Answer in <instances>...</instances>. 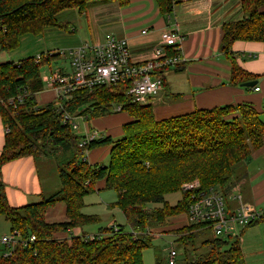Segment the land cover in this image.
Here are the masks:
<instances>
[{"label":"trees","instance_id":"1","mask_svg":"<svg viewBox=\"0 0 264 264\" xmlns=\"http://www.w3.org/2000/svg\"><path fill=\"white\" fill-rule=\"evenodd\" d=\"M154 2L161 16L169 17L178 0ZM109 3L126 8L131 0H0V50L13 52L23 37H37L45 29L58 26L57 17L65 10L85 14L89 7ZM241 8L244 18L223 26L220 45L231 63L230 84L236 87L259 77L238 65L233 45L238 41L264 43V0H241ZM167 53L168 57H178L179 49ZM36 58L0 64V118L6 129L0 154V216L10 225L15 242L4 245L9 251L0 253V264H144L143 254L156 239L148 235L151 228L164 227L170 218L187 214L192 194L213 189L230 197L247 175L239 172V166L264 145V121L251 104L196 110L157 120L151 105L133 102L128 78L116 85L79 88L69 97L40 105L37 95L46 85L42 68L53 67L45 74L50 75L58 69L55 67L63 66L61 71L70 74L72 60L69 56L63 59L56 51L41 54L40 63ZM169 68L172 66L155 73L162 77ZM118 107L120 113L132 118L123 126L118 140L109 136L91 139L77 133L79 128L63 124L68 116L87 123L118 113ZM82 143L85 145L80 147ZM107 146H111L108 163L91 165L87 154ZM57 156H65L59 169L60 189L39 202L11 206L3 167L25 157L38 161ZM100 181H105L107 190L116 192L117 200L109 207L123 213L132 232L125 225H114L90 234V228L99 225L101 218L85 212V199L97 191ZM192 182H198V188L183 191V186ZM179 192L183 196L176 205L166 202V196ZM58 203L66 205L67 220L48 223L47 212ZM154 204L163 205L149 207ZM260 220L264 222V213L247 228ZM75 228H81L82 234L57 237ZM170 233L182 249L186 264H245L241 248L244 232L221 238L201 225H187ZM33 236L35 241H31Z\"/></svg>","mask_w":264,"mask_h":264},{"label":"crops","instance_id":"2","mask_svg":"<svg viewBox=\"0 0 264 264\" xmlns=\"http://www.w3.org/2000/svg\"><path fill=\"white\" fill-rule=\"evenodd\" d=\"M98 8L95 6L92 9L95 15L92 26L102 29L106 20L105 24L110 28L117 22L118 26L115 27L122 30L121 39L129 42L131 61L136 64L151 60L157 48H165L167 52L173 49L163 44L164 34L178 32L180 35L181 40L178 43L180 63L163 71L164 88L147 104L153 107L157 120L189 114L196 110L241 104H251L259 113L264 112V43L238 41L233 45L234 58L238 65L246 72L259 77L257 81L259 92L230 84L231 63L220 51L223 26L244 18L241 0H178L169 17L161 16L154 0H131V4L126 8H120L112 3L99 5ZM50 28L45 29L44 32ZM33 43L34 39L25 36L21 39L17 50L10 53L0 50V64L18 63L30 58L29 54L32 51L29 49L32 48ZM102 43L104 38L96 37V41L92 44ZM51 50L53 49L49 51ZM50 69L53 67L49 68L47 73ZM45 74L42 77L43 82L44 76H47ZM56 99L54 90L47 88L45 84L43 91L37 95L40 105L53 103ZM131 121L129 114L121 112L91 120L90 123L85 124V132L79 134L87 136L96 133L98 139L109 136L113 140H118L123 135V126ZM5 135L6 129L0 118V154L5 145ZM110 151L111 146L94 149L87 154V160L91 165L103 166L108 163ZM263 162L264 145L261 149L252 152L248 161H245L247 175L233 191L235 196L241 197L243 204L254 211H259L257 206L264 203V168H260ZM2 174L8 201L14 208L39 202L46 197L47 191H50V184L48 181H43L37 161L33 157H25L5 165ZM247 184L250 185V195L249 200L244 201L243 187ZM55 187H57L56 182ZM96 190L98 194L112 191L106 189L105 181L98 182ZM101 201L106 202V200ZM110 203L112 202H106L107 206ZM88 207H85L87 214L99 215L88 212ZM66 220L64 203H58L47 212L48 223H61ZM96 232L97 229H94L90 234ZM1 233L0 239L7 235L6 230ZM72 233H61L57 237L67 239L71 235L79 236L82 234V229H74ZM5 250L6 247L0 244V253L5 254Z\"/></svg>","mask_w":264,"mask_h":264},{"label":"built area","instance_id":"3","mask_svg":"<svg viewBox=\"0 0 264 264\" xmlns=\"http://www.w3.org/2000/svg\"><path fill=\"white\" fill-rule=\"evenodd\" d=\"M181 40L178 32L163 35V44L166 47L178 49ZM165 48H157L153 53V60L141 64L131 61L129 42L125 39L108 37L102 44L93 45L91 48L83 46L76 50H69L63 55L69 56L72 63V73L64 74L62 71H52L45 79L49 88L56 90L58 98L69 97L79 88H92L95 85H116L126 78L131 80V89L128 94L133 102L142 106L147 105L152 98L158 96L164 83L160 74L155 73L157 69L167 66H176L180 63V56L168 57ZM36 62H41L38 55ZM255 92L260 88L255 87ZM57 98V99H58ZM121 107L117 108L120 113ZM76 119V118H75ZM74 118L66 117L63 124H69L74 130L78 126ZM97 134H88V138L97 139ZM85 143L80 144L83 147ZM198 188V182H192L183 186V191L193 192ZM240 204L234 211L228 207V199L220 192L211 190L207 193L191 195V203L185 221L187 225H201L208 228L216 237L227 238L240 233L239 226H246L258 220L262 212L254 211L248 205L243 204L240 196H235ZM35 241V237L31 238ZM0 244L12 246L15 244L11 235L0 239ZM176 251L170 253V264H175Z\"/></svg>","mask_w":264,"mask_h":264},{"label":"rangeland","instance_id":"4","mask_svg":"<svg viewBox=\"0 0 264 264\" xmlns=\"http://www.w3.org/2000/svg\"><path fill=\"white\" fill-rule=\"evenodd\" d=\"M98 6L96 7L98 8ZM94 7L95 6L89 7L85 14H80L77 10L74 9L65 10L61 12L57 17L58 26L46 30L41 36L37 38H35L34 36H28V38L34 39L33 46L29 49L30 51H32L29 56L35 57L36 55L38 56L43 53H47L50 49H53L50 52L56 51L60 53L62 55V58L64 59L67 57V55H63V53L67 54L70 49H75L80 45L93 46L94 44L92 43L96 41V37H102L105 40L107 39V37L122 38V30L119 27H115L118 26L117 22H115L114 25H112L110 28H107V25L105 24L106 20H104L103 22L104 24L102 26L104 28L102 29L95 28V25L92 26V21L95 18L94 12L92 11ZM153 58L154 57H152V59L147 62L152 61ZM62 67L63 66L57 67V71L60 72ZM47 72L48 66L43 67L42 74H45ZM48 76L49 75L44 76V82L46 77ZM45 86L49 88L47 85ZM54 93L56 94V98H58L56 90H54ZM261 119L264 121V112L261 113ZM90 122L86 123L81 118H76L74 120V123L79 128V132L77 133L85 132V124H88ZM64 161L65 156L40 158L37 161V164L39 166V173L41 177H43V181H48L50 184V191H47L46 197L51 196L59 190V169L61 168V163H63ZM260 168H264V162L262 163ZM238 170L241 174H245V172L247 171L244 164H241ZM55 182L57 187L59 185L58 189L57 187H55ZM243 188L244 201H248L250 195V185L247 184ZM96 193L97 192L91 194L85 199V203L87 204V206H89L88 212L93 214H99L101 218V223L99 225H94L93 228L90 229L91 232L93 233L94 229L98 230L100 227L105 228L112 227L114 225H125L126 229L129 232H132L133 228L127 222L123 213L119 209H112L106 204V202L114 203L117 200L116 192L107 191L101 194ZM182 194L183 192L170 194L166 196L165 200L170 205H176V203L182 199ZM234 196L235 195L232 194L231 197L228 199L229 209L232 211L236 210L240 204L239 200H236ZM101 200H106V202L103 203ZM162 205L163 204H154L149 207L156 209L161 208ZM257 208L260 209L258 212L264 213V203H260ZM185 226H187L185 216L181 214L177 217L170 218L166 226L164 227L151 228L148 232V235H151L153 238L156 239L153 240L152 246L143 254L144 264H170V253L173 250L176 251L177 254L175 258V264H186L183 259L182 249L178 247V243L175 242V238L170 233L173 230L181 229ZM247 227L248 225L239 226V231L244 232L243 237L241 239V248L244 253L245 262L246 264H264V222L260 220V222H258V224H256L255 226L250 228ZM3 230H6L7 235H10V225L6 222L3 217L0 216V235L2 234L1 232ZM5 251L6 254L8 253L9 249L6 248Z\"/></svg>","mask_w":264,"mask_h":264},{"label":"water","instance_id":"5","mask_svg":"<svg viewBox=\"0 0 264 264\" xmlns=\"http://www.w3.org/2000/svg\"><path fill=\"white\" fill-rule=\"evenodd\" d=\"M258 85L257 81L247 82L241 85L242 88L254 89Z\"/></svg>","mask_w":264,"mask_h":264}]
</instances>
